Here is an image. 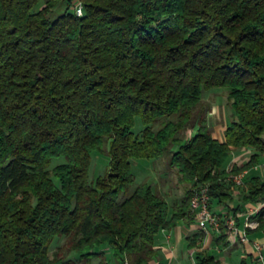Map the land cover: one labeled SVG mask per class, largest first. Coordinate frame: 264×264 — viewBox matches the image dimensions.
Returning <instances> with one entry per match:
<instances>
[{
    "label": "trees",
    "instance_id": "16d2710c",
    "mask_svg": "<svg viewBox=\"0 0 264 264\" xmlns=\"http://www.w3.org/2000/svg\"><path fill=\"white\" fill-rule=\"evenodd\" d=\"M216 87L234 111L222 140L201 106ZM94 151L109 162L92 178ZM165 154L188 185L175 203L132 189L133 159ZM263 156L264 0H0V264H106L105 247L150 264L157 233L193 218V186L229 205V174ZM238 196L264 202V178L244 174Z\"/></svg>",
    "mask_w": 264,
    "mask_h": 264
},
{
    "label": "crops",
    "instance_id": "0c3cea01",
    "mask_svg": "<svg viewBox=\"0 0 264 264\" xmlns=\"http://www.w3.org/2000/svg\"><path fill=\"white\" fill-rule=\"evenodd\" d=\"M247 173L264 178V156L256 166L245 170V174ZM233 194L235 199L229 205L218 201L213 205L222 216L235 217L240 229L237 235H230L224 222L219 232H207L198 226L194 218L186 216L173 227L162 228L157 233L155 247L158 254L150 264H197L198 253L212 254L218 264H264V261L257 259L253 245L254 240L264 241V227H257L259 222L255 218L264 202H242L236 188ZM252 208L254 211H251ZM241 233H246L249 240L241 241ZM104 251L106 264H118L111 248L105 247Z\"/></svg>",
    "mask_w": 264,
    "mask_h": 264
},
{
    "label": "rangeland",
    "instance_id": "374dc122",
    "mask_svg": "<svg viewBox=\"0 0 264 264\" xmlns=\"http://www.w3.org/2000/svg\"><path fill=\"white\" fill-rule=\"evenodd\" d=\"M64 8L60 4L56 11L59 12ZM202 107L206 108L207 118L215 136L224 138V130L226 125L234 118V111L228 99V88L216 87L205 90L202 94ZM156 123V127L160 125ZM143 125L141 118L136 116L135 130ZM194 130H188L186 136H190ZM252 148L235 149L228 162L227 167H231L233 163L243 164L251 154ZM91 177L95 178L99 174H103L108 162L109 157L107 154L99 151H94L92 155ZM65 161V157H57L52 160V165ZM133 171L135 173V181L132 189L142 180L148 179L153 186L164 194L170 203L180 201L188 188V185L179 181V172L177 168H171L168 164V155L165 154L159 158H134L132 162ZM232 191L236 188L240 191L241 186L236 187L231 183ZM124 193L121 194L123 198ZM64 238H59L54 241L52 249H55L57 244L62 243ZM76 255V254H73ZM78 257V255H76ZM99 258L93 259L92 264H98ZM102 261V260H101ZM100 264V263H99Z\"/></svg>",
    "mask_w": 264,
    "mask_h": 264
},
{
    "label": "built area",
    "instance_id": "2783aa9c",
    "mask_svg": "<svg viewBox=\"0 0 264 264\" xmlns=\"http://www.w3.org/2000/svg\"><path fill=\"white\" fill-rule=\"evenodd\" d=\"M74 8L78 15L84 13V7L81 1H76ZM244 174L245 170L239 173H230L227 181L234 184L236 187L243 186ZM190 203L193 218L201 229L207 232H219L223 221L230 235H237L240 232L233 215L222 216V214L218 213L214 207H212L209 183L196 184L191 188ZM251 211H254V209L252 208ZM240 239L241 241H248L249 237L246 233H241ZM253 245L257 259L259 261H264V241L254 240ZM122 264L130 263L128 259H125Z\"/></svg>",
    "mask_w": 264,
    "mask_h": 264
}]
</instances>
